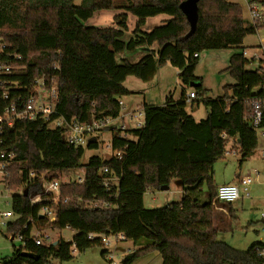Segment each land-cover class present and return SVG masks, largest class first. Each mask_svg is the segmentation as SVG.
Segmentation results:
<instances>
[{"label": "trees", "instance_id": "16d2710c", "mask_svg": "<svg viewBox=\"0 0 264 264\" xmlns=\"http://www.w3.org/2000/svg\"><path fill=\"white\" fill-rule=\"evenodd\" d=\"M183 1L0 0V40L11 56H21L19 60L10 57L18 68L2 77L20 87L10 89L8 99L0 98V112L18 96L26 97L36 78L45 77L58 83L57 113L66 120L87 123L103 116L117 118L120 98L131 94L125 79L135 76L147 82L166 64L179 70L184 86L196 82L192 92L202 98L207 110L204 118L196 120L186 108L185 88L178 99L168 94L162 104L143 102V125L126 131L135 139L113 129L112 157L93 155L85 165L81 162L85 148H97V141L85 146L69 143L63 138L62 127L51 128L39 117L17 119L6 126L0 135V150L14 156L2 188L13 191L9 208L16 215L6 230L22 234L25 244L15 247L2 264L70 260L73 246L79 252L103 246L102 236L117 233L134 245L121 264H131L153 251L159 252L162 264H264L263 242L239 250L218 239L219 227L214 224L217 206L227 209L230 218L236 217L231 203L216 198L214 165L231 139L238 144L240 163L255 153L259 141L251 121L254 99L261 102L260 127L264 128V60L250 70V60L242 51L233 53L226 70L235 83L224 85V93L216 98L203 96L206 89L195 74L203 51L244 50V38L257 27H246L241 5L230 0H199L193 26L182 8ZM111 9L122 11L114 16L115 26L85 23L95 12ZM129 14L137 21L124 40ZM158 14L170 18L150 31L143 30L145 19ZM155 43L159 48L136 62L126 58L116 61V54L124 49ZM82 167L83 182H64L61 188L62 195L81 199L82 204L59 203L56 220L49 222L41 213L43 203L30 200L42 190L40 179L30 181V172ZM174 178L182 182L180 201L147 208L145 192L168 186ZM95 202L107 206H94ZM44 227H70L75 233L70 242L59 237L55 243L36 245L32 230Z\"/></svg>", "mask_w": 264, "mask_h": 264}, {"label": "rangeland", "instance_id": "374dc122", "mask_svg": "<svg viewBox=\"0 0 264 264\" xmlns=\"http://www.w3.org/2000/svg\"><path fill=\"white\" fill-rule=\"evenodd\" d=\"M243 3L242 5V15L244 22L249 25L251 23V18L248 13V8L246 5V0H238ZM102 11V12H101ZM96 13L92 18L91 22L99 23L98 26H115L116 22L114 16L120 12L119 9L111 10H101ZM164 18H170L168 14H162L156 18V22L163 24L165 21H161ZM167 20V19H166ZM137 17L133 14L128 15L127 27L130 31L135 28ZM153 20H149L146 25L142 26L145 31H150L153 28ZM156 26V25H155ZM260 38H264V30L262 28L256 30L255 33L249 34L244 38L243 47L247 51V56L251 57L254 54H259L262 56V50L258 47ZM132 51V50H129ZM134 50L132 53H134ZM242 51V48H225V49H214L205 50L200 55L199 63L195 69V74L202 78L203 87L206 92L203 94L204 97L216 98L224 93L223 87L226 84L235 83L233 76L226 70L228 66L229 55ZM137 53V52H136ZM134 55V54H133ZM138 60V59H137ZM116 61L121 62V54L116 55ZM259 60L250 62L247 65L248 69H257L259 65ZM132 80L139 81L145 85L144 89H148L150 99L156 104H162L164 99L161 92H164L162 88L154 83L144 84L145 81L131 76ZM168 85V94L178 99L181 92L185 88L186 94L190 90H196L195 83L191 82L189 85L184 86L178 76H174L173 73L169 74L166 81L162 84ZM160 85V84H159ZM148 95V93H146ZM144 95V94H142ZM165 96V97H166ZM186 108L188 112L193 114L196 120L204 118L207 114V110L202 102V98L191 99L187 102ZM141 109V107L137 108ZM138 111V110H137ZM137 111L134 114L133 120L127 123L129 127H136V120L139 118ZM144 119V116L140 117ZM98 147L97 148H85V153L81 159L83 165H85L89 158L93 155H98L104 159H109L112 157L113 152L107 146L111 134L109 132L100 133L98 135ZM259 137L262 136L259 134ZM264 141L260 139L258 147L255 153L247 160L240 163V154H230L225 155L218 159L214 165V183L215 189L217 185L234 182L240 187L241 197L235 202L236 206V217L230 218L227 209L217 206L215 208L216 214L214 215L215 223L219 227L218 239L226 242L227 244L239 249L246 250L251 244L256 241H264V219L262 218V213L264 212V155L262 154V147L264 146ZM231 143L227 145V148L231 147ZM53 176L58 177L63 183L76 180L80 175H84V167L78 169H72L69 171H52ZM250 175L253 178L252 183L248 186L250 191L249 196L244 195L243 186L238 180L240 176ZM177 183L182 186V182L178 178H174L171 184V188L166 191L156 190L147 191L145 194V206L147 208H157L167 205L171 202L180 201V197L177 194ZM0 192L1 197V208L9 209L10 196L13 191L7 190L1 187ZM20 189V188H19ZM155 196V199L153 197ZM233 203V204H235ZM221 205V204H219ZM214 210V211H215ZM222 211L226 214L224 221L222 220ZM38 229L39 233L36 231ZM75 233L73 229L68 227L63 229H53L51 227L36 228L33 229V235H38V238H42L45 245H49L57 240V238L62 237L64 240L70 242L72 241L73 235ZM10 232H7L6 227L0 229V264H2L5 258H9L13 252L14 248L19 246L18 241L10 239ZM111 238L110 245L103 246H93L85 251L79 252L75 247H72L73 258L66 261L52 260L53 264H110L107 258L102 255V250L107 249L116 255L115 260L118 264L122 263L125 253L127 254L134 249L133 242L131 240L119 241L115 237Z\"/></svg>", "mask_w": 264, "mask_h": 264}, {"label": "built area", "instance_id": "2783aa9c", "mask_svg": "<svg viewBox=\"0 0 264 264\" xmlns=\"http://www.w3.org/2000/svg\"><path fill=\"white\" fill-rule=\"evenodd\" d=\"M248 12L251 18V25L256 26L257 30L262 28L264 30V4L260 0H251L248 4ZM260 24V25H258ZM258 25V26H257ZM258 47L263 51L262 56H264V39L262 38L258 44ZM7 45L0 40V98L8 99L9 90L14 88L17 89L20 87L15 81H7L2 77L4 75L13 73L18 67L14 66L10 57H13L16 60L21 58L18 54H13L6 51ZM242 54L247 57L250 62L259 60V63L264 60V57H261L259 54H254L251 57L247 56V51L242 50ZM197 56V54H195ZM260 63L258 67L261 65ZM195 97L194 92H190L187 96L188 101ZM57 100H58V83L54 78L47 79L45 77L36 78L33 82V86L30 90V93L24 97L20 95L17 99L10 101L4 105L2 111L0 112V135L3 133L4 129L8 125H12L17 119H36L42 118L51 128L62 127L63 138L65 141L75 144L85 146L90 142V138L94 137L93 141H97L98 134L105 128L111 126L114 118L109 116H103L99 118H93L90 122L81 123L76 119L66 120L62 115L57 113ZM122 105V102L120 101ZM253 104V114H252V123L256 127L258 134L264 137V128L260 127L262 112H261V102L254 99L252 100ZM1 107V106H0ZM139 118L136 120V127H140L144 123V119H141L143 115V110L139 109L137 111ZM133 117H131L132 119ZM121 132H126V126L123 125L118 127ZM224 136V135H223ZM231 147L227 148L224 153L225 155L230 154H239L238 144L231 139L229 142ZM228 143V145H229ZM111 150V142L109 141L107 145ZM115 155L118 157L121 156L120 151H115ZM262 154L264 155V146L262 147ZM14 154L6 153L3 150H0V185H4V179L8 175L7 168L10 164ZM104 172H108L107 168H104ZM52 171H45L39 174L38 172H30V181L35 179L41 180V192L31 196L30 200L33 204L43 203L41 213L46 216L49 222H54L57 217V208L56 206L59 203H68L73 202L76 205H81V199H74V197L62 195V184L63 182L58 179V177L51 175ZM84 180V175L77 177L75 181L82 183ZM108 181V179H107ZM252 178L250 176H245L240 179V183L243 186L244 195L249 196L250 191L248 186L251 184ZM1 186V187H2ZM1 197L2 193L0 192V229L4 226L7 227L8 223L13 221L16 217L14 212L9 209L1 208ZM241 197L240 187L235 183H223L216 187V198L225 203H234ZM94 206H107L101 202H95ZM262 218L264 219V212L262 213ZM10 239L18 241L21 245L24 246V240L22 234H10ZM110 237H115L116 240L124 241L125 236L122 233H117L110 236H102V242L104 245H108L111 242ZM34 243L36 245H44L42 238L33 237ZM264 254V251L262 252ZM110 263L115 264L113 256L110 257Z\"/></svg>", "mask_w": 264, "mask_h": 264}, {"label": "crops", "instance_id": "0c3cea01", "mask_svg": "<svg viewBox=\"0 0 264 264\" xmlns=\"http://www.w3.org/2000/svg\"><path fill=\"white\" fill-rule=\"evenodd\" d=\"M231 2H235V3H239L240 5H241V7H242V5H243V3L242 2H240V1H238V0H230ZM251 0H246V5H247V8H248V4H249V2H250ZM243 8V7H242ZM102 12V11H101ZM96 13H98V12H95L94 14H93V16L96 14ZM249 13V12H248ZM162 14H158V15H156V16H150V17H147L146 19H145V24L144 25H146L147 24V22L149 21V20H153L155 23H158V22H156L155 20H156V18H158L159 16H161ZM92 16V17H93ZM92 17H90L85 23L87 24V25H97L98 26V24L99 23H95V22H91L90 20H91V18ZM166 19H168V18H164L163 20H161V21H166ZM162 23V22H161ZM160 23V24H161ZM159 23L158 24H153L154 26L156 25H160ZM244 25L246 26V27H248V26H250L251 25V23L249 24V25H247L245 22H244ZM153 26V27H154ZM130 34H131V31L129 30V28H127V30L124 32V35H123V39L124 40H127L129 37H130ZM262 38H260V40H261ZM264 39V38H263ZM259 44V43H258ZM159 48V46H158V44L157 43H155V44H153L152 46H148V45H141V46H138L137 48H135L134 50H136L134 53H132L134 50H132V51H129V50H127V49H124V50H122L121 52H118L119 54H121V59L122 58H126V59H128L129 61H131V62H136V61H138L143 55H145V54H147L148 52H150V50L151 49H158ZM137 52V53H136ZM117 53V54H118ZM116 54V55H117ZM134 54V55H133ZM201 55V54H200ZM230 57H231V54L229 55V58H228V60L230 59ZM138 59V60H137ZM229 62V61H228ZM229 64V63H228ZM172 74L173 73V75L175 76H178V74H179V70L177 69V68H175V67H173V66H171L170 64H166V65H164V66H159L158 68H157V71H156V73H155V75H154V77L151 79V80H149V81H147V82H145L144 84H148V83H151V84H155V85H158V86H160L161 88H162V90L164 91V92H161V94H162V97L163 98H166L165 96H166V93H167V91H168V85H167V83L166 84H162V83H164L165 81H166V78L168 77V75L169 74ZM179 77V76H178ZM131 78V76H128L126 79H125V81H124V85L126 86V88L131 92V94H129V95H125V96H122L121 98H120V101L122 102V108H121V113H120V115L117 117V118H114V120L112 121V123H111V126H109V127H107V128H105L104 130H102L100 133H104V132H109L110 134H111V136L110 137H112V130L113 129H116V128H118V127H121V126H123V125H125L126 126V129L127 130H129V129H133V128H135V127H129V126H127V123H129V122H131V120H133V118H134V114L136 113V111L137 110H139V109H137V108H139V107H141V104L143 103V102H146V103H148V104H156V103H154L151 99H150V96H149V92H148V89H144V87H145V85H143V83H140L139 81H134V80H132V79H130ZM160 84V85H159ZM192 90H190V92H191ZM189 92V93H190ZM146 93H148V95L146 94ZM189 93L188 94H186L187 96L189 95ZM142 94H144V95H142ZM197 97H194V98H192V99H196ZM165 100V99H164ZM191 100V99H190ZM189 100V101H190ZM142 108V107H141ZM190 113V112H189ZM193 115V114H192ZM131 117H133L132 119H131ZM99 133V134H100ZM98 134V135H99ZM121 135L122 136H126V137H128V138H131V139H135V137L133 136V134H131V133H128V132H121ZM99 137V136H98ZM260 139H262V141H264V137H262V138H260L259 137V134H258V141H260ZM98 140V139H97ZM111 140V139H110ZM98 142V141H97ZM264 144V143H263ZM246 176H250V175H246ZM243 177H245V176H240L239 178H238V180L240 181V179L241 178H243ZM251 177V176H250ZM252 178V177H251ZM173 181V180H172ZM172 181H171V183L168 185V186H165V187H163V188H161V189H159V190H162V191H166V190H169L170 188H171V184H172ZM252 181H253V178H252ZM252 181H251V183H252ZM228 183V182H227ZM231 183H234V182H231ZM218 186V185H217ZM147 191H153L154 192V189H149V190H147ZM147 191L145 192V194L147 193ZM182 186H180L178 183H177V194L179 195L178 197H180V199H181V197H182ZM145 194H144V198H145ZM153 199H155V196L153 197ZM236 202V201H235ZM234 202V203H235ZM144 204H145V199H144ZM232 205H233V207L234 206H236V203L235 204H233V203H231ZM235 208V207H234ZM216 210H218V209H216ZM216 210L214 211V215L217 213L216 212ZM222 220L224 221V219L226 218V214L222 211ZM214 224L216 225V223H215V218H214ZM68 228H70V227H68ZM35 229V228H34ZM70 229H72V228H70ZM38 233H39V231H38V229L36 230ZM32 232H33V230H32ZM74 234V232L72 233V235ZM32 235H33V233H32ZM38 235H33V237H37ZM38 238V237H37ZM58 239V238H57ZM125 241H127V240H125ZM260 241V240H259ZM112 242V241H111ZM111 242H110V244H111ZM261 242H263L264 243V241H261ZM110 244H108V245H110ZM19 245H21V244H19ZM74 249H76V248H74ZM126 254V253H125ZM111 256H113V258H114V260H115V257H116V255L114 254V253H112L111 251H109V250H107L106 249V254H105V257L107 258V260L109 261V263H110V257ZM111 264V263H110ZM115 264H118V262L115 260ZM131 264H162V257H161V255L159 254V252H157V251H153V252H150V253H147V254H145V255H142V256H140V257H138L137 259H135Z\"/></svg>", "mask_w": 264, "mask_h": 264}, {"label": "water", "instance_id": "95a60500", "mask_svg": "<svg viewBox=\"0 0 264 264\" xmlns=\"http://www.w3.org/2000/svg\"><path fill=\"white\" fill-rule=\"evenodd\" d=\"M198 1L199 0H185L182 3V8L186 12V14H187V16H188V18L191 21L193 26H194L196 18H197V3H198ZM93 140H94V137L90 138V142ZM26 254L32 258H37V255L32 253V252H27Z\"/></svg>", "mask_w": 264, "mask_h": 264}]
</instances>
